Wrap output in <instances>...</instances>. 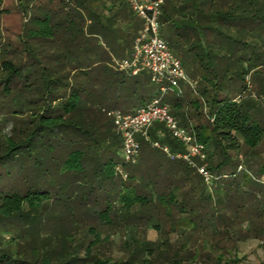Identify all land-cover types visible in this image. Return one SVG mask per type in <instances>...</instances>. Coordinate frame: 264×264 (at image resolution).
<instances>
[{"label": "trees", "instance_id": "16d2710c", "mask_svg": "<svg viewBox=\"0 0 264 264\" xmlns=\"http://www.w3.org/2000/svg\"><path fill=\"white\" fill-rule=\"evenodd\" d=\"M32 1L24 3L20 0L16 7L7 6L3 9L0 0V17L3 14L22 15L23 29L28 28L22 49L13 48L11 42H4L0 35V165L18 164L27 157L36 163L32 170H36L38 175L37 185L21 181L16 191L0 194V264H80L78 262L82 261L84 264H150L148 255H163L164 242L143 241L138 243L137 252L126 262L100 260L91 254L92 246L100 238L97 235L86 248L85 258H81L78 255L79 248L73 245L74 237L62 238L54 247L55 243L41 240L33 230L24 229L23 226L19 230L18 240L5 241L2 232L6 229L10 231L9 225L26 223L34 212L49 206L62 212L65 209L70 216L78 213L101 215L100 221L104 227L124 222L132 234L137 224L131 222L147 218V223H150L160 215V211L168 214L172 209L191 220L195 227L204 229L215 218L214 215L209 217L208 213H214L217 206L232 201L237 203L235 215L240 220L239 211L245 207L235 202L234 196L227 191L234 190L235 197L238 196L242 186L238 182L237 172L229 178L233 179L235 189L232 186L224 187L222 179H228L224 169L232 164L230 152L240 146L238 136L250 150L258 148L264 140V124L256 108L229 97L221 99L214 95L209 101V116L214 117L210 135L207 126H190L182 109V99L175 97L169 101L172 113L181 119L184 127L193 128L199 141L206 146L208 169L213 180L207 183L197 169L186 161L173 160L163 149L150 145V142H159L169 146L172 154L188 151L167 132L163 124L158 123L149 131V141L139 137L141 149H145L140 155L149 156L153 164L150 169L124 165L128 173L126 180L130 182L127 185L117 170L123 164L120 157L122 138L111 127L102 128L95 119H90L87 115L93 106L90 101L94 100L95 105L97 100L98 104L104 103L113 109L120 105L123 96L127 98L137 92L141 104L146 105L157 97V88L151 79L148 82L139 80L131 83V76L126 73L102 66L99 75L104 80L99 96L95 95L94 90L99 88L97 84L91 83L94 77L99 78L94 75V68L100 65L96 64V60H91L96 57L93 46L89 45L82 51L86 56L81 59L80 54L74 52L69 44L63 53L48 49L47 36L51 35L50 41L56 39V42L59 38L55 37V33L61 34L64 24H67L65 29L71 41H79L81 45L88 38L82 43L78 36L94 34L99 23L92 21L88 24L80 14L81 4L77 1L79 6L70 8L65 12L66 17L59 21L61 23L51 26L52 15L63 11L57 9L56 12H49L51 17L38 18L34 16ZM184 1L186 3L179 12L185 10L191 15L196 13L199 16L197 21L206 25L208 0ZM174 2L169 1L171 4ZM28 14L30 19H24ZM98 19L102 24L99 16ZM102 26L110 29V25ZM42 33L47 38L35 41L38 46L33 47V41ZM80 49L79 53H82ZM199 106H195L197 111ZM111 123L115 127L112 119ZM195 160L197 164H202L200 159ZM144 170L149 171L144 173ZM18 172L23 174L26 170L20 168ZM248 177V174H244V178L252 179ZM251 182L261 187L256 181ZM210 187H215L219 194L225 193L224 199H217ZM222 220L223 216L220 215L216 223L219 225ZM154 227L162 232L159 224ZM261 231L264 232V226ZM6 244L8 247L4 248ZM13 246L16 247L15 252L12 251Z\"/></svg>", "mask_w": 264, "mask_h": 264}, {"label": "rangeland", "instance_id": "374dc122", "mask_svg": "<svg viewBox=\"0 0 264 264\" xmlns=\"http://www.w3.org/2000/svg\"><path fill=\"white\" fill-rule=\"evenodd\" d=\"M26 1L23 0L24 3ZM2 2L1 7L5 9L7 6L16 7L20 0H2ZM117 4L120 6L118 10L122 12L119 13L118 20H123L126 14V20L129 21L130 18L124 8L121 7V3L117 1ZM240 4L232 8L231 12H215L214 18L216 21L207 27L197 21L199 16L196 13L191 15V13L184 10L182 14H186L185 19L187 20L183 17L167 20L161 28L162 36L169 42L172 52L182 61L185 70L192 79L193 87L182 84L185 95V99L182 98L183 112L188 122H190V126H194L193 123L207 126L210 135L214 117L209 116L211 108V102L209 101L213 95H217L221 99L229 97L241 103L251 104L256 108L257 115L261 117L260 121L264 124V2L242 0ZM60 7L65 8L62 5ZM100 7L97 0H94L90 9L97 15L100 13L102 17V15H106L105 10L108 8L101 9ZM251 7L257 10L254 14ZM82 11H85V8ZM123 11L125 12L123 13ZM27 16L24 19L29 20V14ZM63 19L60 15L56 16L55 19L51 20V26L61 23L59 21ZM137 20L138 25L142 23L139 17ZM126 23L121 21L116 26L123 44L110 45L103 38H88L87 42H90V44L87 43V47L92 45L96 53L101 52L104 48L103 43L106 41V45L109 46L115 58L111 62L109 60L111 56L108 53L106 54L108 57L103 55L105 58L98 63L100 67L95 66L94 75L99 76L97 79L94 77L91 83L92 85L97 84L99 88V90H94L95 95L99 96L101 84L104 80L103 76L99 75L102 72V66L110 67L111 65L113 70H117L116 65L118 62L132 56L133 45L130 41L133 37V29L131 27L126 28ZM65 25L67 24H64V30L61 34L54 32L55 37L59 38L56 42H54L56 40L54 38L50 41L51 35L47 36L42 33L33 41L32 46H38L35 41H43L48 37V49L63 53L64 50L66 51L65 46L69 44L71 49L78 52L81 59H83L86 55L82 52L84 50L80 49L78 40L80 39L83 43L85 37L79 35L78 42L71 41L72 38L65 29ZM27 31L28 28L23 29L22 15L3 14L0 17V35L4 42L10 41L13 48H23L24 41L27 39ZM197 33L204 36L201 41H195L192 36ZM74 43H78V45ZM84 45L81 44L80 46L83 48ZM78 48L82 53H79ZM105 51L106 49L103 50V52ZM99 56L102 55H97V57ZM91 60L96 59L92 58ZM222 60L225 65L221 67L218 65V61ZM150 79L147 74H143L136 79L130 78V82L133 83L136 80L148 82ZM201 79H209L216 85L204 86L201 84ZM205 89L208 96L204 95ZM174 98L175 96L170 93L166 99L171 102ZM125 100L126 98L123 96L120 103ZM90 102L93 104L91 110L87 112L90 119H95L96 123L102 125V128L109 126L114 132L118 133L116 127H113L111 123L113 118L109 115V112L117 109L108 108L104 103L100 105L97 100L95 105L94 100ZM196 104L201 105L199 111H197L198 108L195 109ZM134 106H142L139 98L135 100ZM179 120L181 121V119ZM142 138L145 137L142 136ZM147 140H150L149 134ZM237 142L240 146L230 152L232 164L224 169V174L227 175L228 179L223 178L222 184L224 187L232 186L235 189L236 185L232 181L233 179L229 178H231L232 173L237 172L238 182L242 186L241 190L237 189L238 196L235 197L234 190H226L234 196L235 202H240V205L242 204L245 207L239 211L240 220H237L238 218L235 215L237 203L232 201L217 206L215 208L217 211L214 213L209 212V217L214 215L213 218H215H212L213 221L210 222V226L204 229L197 226L196 228L191 220L182 217L177 210L172 209L168 214L160 211V215L154 217L150 223H147V218L131 222V224H137L136 230L132 234L128 226L124 225V222L112 227H104L100 221L101 215L93 213L82 215L78 213L75 216H70L65 209L62 212L57 210L58 208L49 206L47 209L34 212L31 220L26 223L17 222L15 226L9 225L10 231L6 229L2 232V235L6 242L14 238L18 240L19 230L23 226L24 229L30 228L33 230L41 240L46 239L52 241L53 244L55 243L54 247L57 246L60 239L71 236L74 237L73 245L80 250L78 255L81 258H85L89 243L94 241L97 235H100L95 245L92 246L91 254L95 258L108 260L111 263L130 260L137 252L138 243L150 241L165 243L162 251L163 255L159 253H155L153 256L148 255L147 259H150V264H264V232L261 231L264 226V174H262L264 171V140L255 150H250L243 143L240 136H238ZM155 143L157 142H150V145L153 146ZM208 148L212 149V146ZM142 151H145V149L142 148ZM152 164L153 160L149 156L140 155L132 168L150 169ZM33 167H36V163L32 160L29 161L27 157H24L18 164L10 163L4 167L0 165V194L5 195L16 191L20 188L21 181L37 185L38 175L36 170H32ZM20 168L21 170L24 168L26 172L19 174ZM148 171L144 170V173ZM9 173L12 176L9 177ZM244 174H248V178L258 182L261 187H256L251 180L244 178ZM6 176L9 178L5 179ZM125 184L130 185V182L126 180ZM210 191L217 199H224L225 193L219 194L215 187H210ZM220 215L223 216V220L218 225L216 218ZM72 217H75V219L73 220ZM158 224L161 226L162 232L155 229L154 226ZM258 230L259 232H257ZM7 245L4 248H7ZM12 249V251H16V247L13 246ZM78 263L84 264L83 261Z\"/></svg>", "mask_w": 264, "mask_h": 264}, {"label": "built area", "instance_id": "2783aa9c", "mask_svg": "<svg viewBox=\"0 0 264 264\" xmlns=\"http://www.w3.org/2000/svg\"><path fill=\"white\" fill-rule=\"evenodd\" d=\"M126 3L132 12L143 21V26L134 41V51L130 58L117 63V71L131 77L147 74L158 90V95L151 102L142 105L134 112L125 113L121 110L111 111L114 125L122 138L120 157L123 164L117 167L118 172L126 180L128 173L124 165H134L141 152L139 137L148 139L150 129L156 124H163L167 132L181 142L188 151L172 154L168 146L155 143L156 148L163 149L171 159L186 161L197 169L207 183L213 180L208 169V153L193 128L184 127L172 113L171 103L166 99L171 93L176 98L184 97L182 84H193L187 75L182 61L171 50L169 43L162 37V16L165 0H120ZM264 2V0H255ZM214 120V119H213ZM202 164H197L195 159Z\"/></svg>", "mask_w": 264, "mask_h": 264}, {"label": "crops", "instance_id": "0c3cea01", "mask_svg": "<svg viewBox=\"0 0 264 264\" xmlns=\"http://www.w3.org/2000/svg\"><path fill=\"white\" fill-rule=\"evenodd\" d=\"M77 1H79L81 4V8H79L80 9L79 11H80V14L83 16V18L86 19V22L88 24H90L93 21V22L99 23V25H100L98 27V29L97 28L95 29L96 32L94 34L86 35L85 40H87V38H89V37H91V38L94 37V39L95 38L106 39V41L108 43H110V45H116V44H120V43L123 44L122 40L120 39L119 33L116 30V26H118V24H120L121 21L122 22L124 21L125 23L128 22L125 24L126 28L131 27L133 29V37H132V40L130 42L133 45V51H134V41H135V38H136L138 32L141 30V28L143 26V21L140 20V21H142V23H140L138 25V20H139V19L137 20L138 17L132 12L130 7L126 3H123L120 0H111V1H109V0H97V3L101 6L100 7L101 9L102 8L103 9L108 8L107 10H105L106 15H104V16L102 15V17H101L100 13H99V15H97V13H95L93 10L90 9L92 7V3L94 2V0H33L31 2V6L34 7V11H36V12H34V16H37L38 18H45V17H49V16L51 17L49 12H54V11L56 12L57 9L59 11H63V12H59L58 15H55V14L52 15L53 16L52 19H55L56 16H59V15L62 16L63 18H65L66 17L65 12L69 11V9H70L69 7H76L78 5ZM117 1L121 3L120 4L121 7H123L124 10L126 11L127 16L130 18L129 21L126 20V17H125L126 14L123 17V20H121V19L118 20L119 19L118 15L121 11L118 10V7L120 8V6L117 4ZM169 1L171 2V0H165V4L163 6V7H165V6L166 7L163 9L162 26H163V24H165V22L167 20H171V19L178 18V17H183L185 19V14H182L184 10L182 12H179V10L182 7V5H184L186 2L184 0H175V2L173 4H171V3H169ZM241 1L240 0H208L209 3L206 6V13H207L206 27L210 24H213V22L216 21V19L214 18L215 12L216 13L217 12H225V11L231 12V9L234 8L235 6L239 5ZM61 5L63 7L65 6V8H63L64 10L60 7ZM57 6H58V8H57ZM84 8H85V11H82V9H84ZM251 9H252L253 14L257 11L253 7H251ZM125 11H123V13ZM98 16L100 17V20L103 22L102 24H105L107 27H108V25H110V29L103 28L102 24H100V21H98L99 20ZM185 20H187V19H185ZM37 30H39V29H37ZM161 33H162V31H161ZM192 36L195 38V41H201L202 38L204 37L201 33H199V35H198V33L193 34ZM223 38H225V37H223ZM106 41H104L105 43H103V47L106 49V51L103 52L104 49H102L100 53L95 52V54H96L95 59L97 61L96 62L97 65L100 61H103V59L105 58V56L103 57V55H106L108 53L111 56V58H109L110 61L115 59L113 57V53H111V51L109 49V46L106 45ZM84 44L85 45L83 47V50H85V48L87 47V41H84ZM132 54H133V52H132ZM97 55H102V56L97 57ZM106 56L108 57V55H106ZM218 65H220L222 67L223 65H225V63L223 62V60L220 62L218 61ZM110 67H111V65H110ZM111 68L113 69V67H111ZM186 73H187V71H186ZM187 75H188V73H187ZM136 78H138V77H131V79H136ZM189 78L192 82V79L190 76H189ZM136 81H139V80H136ZM201 84H203L204 86L216 85L213 81H211L209 79H201ZM140 93L142 94V90H140ZM204 95L208 96V92L206 89L204 90ZM213 96H211V97H213ZM137 98L140 99V97H138V93L136 92L133 96L127 97L123 103H120V105H116V109L122 110L125 113L134 112L137 108H139V107L134 106L135 100ZM183 99H185V95H184ZM182 107H183V103H182ZM193 125H194V127H200L201 126V124H194V123H193Z\"/></svg>", "mask_w": 264, "mask_h": 264}]
</instances>
